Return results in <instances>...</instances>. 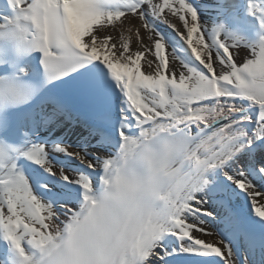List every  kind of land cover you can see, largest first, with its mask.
<instances>
[{
	"label": "snow or ice",
	"instance_id": "6c2138e0",
	"mask_svg": "<svg viewBox=\"0 0 264 264\" xmlns=\"http://www.w3.org/2000/svg\"><path fill=\"white\" fill-rule=\"evenodd\" d=\"M247 17L4 0L0 264H264V34L223 22Z\"/></svg>",
	"mask_w": 264,
	"mask_h": 264
},
{
	"label": "bare ground",
	"instance_id": "6f19581e",
	"mask_svg": "<svg viewBox=\"0 0 264 264\" xmlns=\"http://www.w3.org/2000/svg\"><path fill=\"white\" fill-rule=\"evenodd\" d=\"M243 0H228L229 3H239ZM202 2L205 3H210L211 0H202ZM216 0H212V5H215ZM215 15L216 13L212 11L211 9L204 15V21L206 24L211 26L212 23L218 22L215 20ZM237 15L240 17H245L246 14L243 12V9H241ZM251 21H252V26H251ZM223 22L225 23L226 27L230 30L236 31L240 34H242L246 39L248 40H256L258 39V34H264L261 32V29L259 25L255 22V20L247 17L242 21L240 24H234L230 22L227 19H224ZM74 139V138H73Z\"/></svg>",
	"mask_w": 264,
	"mask_h": 264
},
{
	"label": "rangeland",
	"instance_id": "374dc122",
	"mask_svg": "<svg viewBox=\"0 0 264 264\" xmlns=\"http://www.w3.org/2000/svg\"><path fill=\"white\" fill-rule=\"evenodd\" d=\"M250 18V17H249ZM251 26H252V21H251Z\"/></svg>",
	"mask_w": 264,
	"mask_h": 264
}]
</instances>
